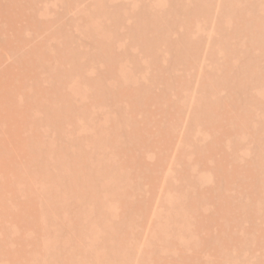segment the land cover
Returning a JSON list of instances; mask_svg holds the SVG:
<instances>
[{"label":"rangeland","instance_id":"rangeland-1","mask_svg":"<svg viewBox=\"0 0 264 264\" xmlns=\"http://www.w3.org/2000/svg\"><path fill=\"white\" fill-rule=\"evenodd\" d=\"M246 20L264 29V0H0V75L20 79L9 91L17 123L0 114V264H155L156 253L181 254V264H264L251 233L264 231V30ZM135 87L143 101L133 105L124 91ZM241 109L250 110L246 129ZM135 130L143 137L131 144ZM219 154L252 179L217 177ZM128 186L135 211L112 200ZM225 192L240 216L217 251L216 224L192 236L185 218L210 216V195ZM102 202L115 256L98 263ZM82 208L92 232L79 249Z\"/></svg>","mask_w":264,"mask_h":264},{"label":"bare ground","instance_id":"bare-ground-1","mask_svg":"<svg viewBox=\"0 0 264 264\" xmlns=\"http://www.w3.org/2000/svg\"><path fill=\"white\" fill-rule=\"evenodd\" d=\"M197 7V6H196ZM8 13V12H7ZM235 13V12H234ZM9 14V13H8ZM195 14V13H194ZM15 16V15H14ZM10 17V16H9ZM152 19V18H151ZM153 21H156L155 18L152 19ZM259 20V19H257ZM13 21V20H12ZM140 21V20H139ZM230 21V18H228L226 20V22L228 23ZM244 23H247L249 28H256L258 30H260L261 32V29H263V26L260 25L258 23V21H255L254 23L250 22V20H246ZM91 25H89L88 27L86 26L85 28H92ZM94 27V26H93ZM264 30V29H263ZM97 34V33H96ZM95 41L96 42H100L98 39L95 38ZM190 41V40H189ZM194 41V40H193ZM193 41L191 43H193ZM260 45H264V42L261 43ZM11 46V45H10ZM102 47V46H101ZM197 47V45H196ZM4 48V47H3ZM213 48V47H212ZM214 49V48H213ZM223 50V49H222ZM215 51V50H214ZM213 53V51H212ZM108 57H111V55H109ZM111 59V58H110ZM109 61V60H108ZM110 64H112V69L115 70V63L113 62V60L111 59L110 60ZM24 67V66H23ZM27 69V68H26ZM255 72V71H253ZM9 73V70L4 72L3 74L0 75V114L2 115V117H4L5 119H7L8 121H12L14 124L17 123V120L19 118V112H17L18 110V106H17V102L14 101V99H12L11 95L9 94V91H12L11 89V86L13 84V82H15L16 80L18 81L19 83V78L17 76H15L14 78L10 76H8L7 74ZM13 73V71H12ZM113 74V73H112ZM253 74V73H252ZM256 74V73H255ZM217 78V77H215ZM220 78V76H219ZM227 79V78H226ZM250 80V79H249ZM246 83V82H245ZM230 84V83H229ZM14 85V84H13ZM122 86V85H121ZM121 88V87H120ZM17 89V88H16ZM130 91V92H129ZM119 92H120V89H119ZM125 94H124V97L128 99L127 102H129L130 104H132L134 101H132V99L134 98L135 99V102L136 103H133V105H136L138 103V100L140 101H143L141 99V95L143 93V91L138 88V87H135L134 89H130V90H126L124 91ZM74 93V92H73ZM14 95V94H12ZM2 97H4V99L6 98L5 101H2ZM253 98V97H252ZM251 98V99H252ZM256 99V98H255ZM257 100H260V99H257ZM209 101V100H208ZM3 102L5 103V105L3 104ZM212 104H209L208 103H205V105H208L206 107H208V112L213 114V115H216L218 113V111L221 109H219V106L220 104H216V102H212L210 101ZM218 103V102H217ZM72 104V103H71ZM204 105V106H205ZM245 105V104H244ZM240 106V105H239ZM226 107V106H225ZM224 107V110H221V111H226V108ZM248 108V107H247ZM23 109V108H22ZM134 109V108H133ZM138 109V108H137ZM125 110V109H124ZM199 110V109H198ZM242 110V109H241ZM219 112V114H223V112ZM243 111V110H242ZM253 111V110H251ZM126 112V110H125ZM225 113V112H224ZM239 113V112H238ZM236 113L235 116H237L238 118V121H239V124H241V127L243 129H246L247 127V122H248V119L250 117V110H246V111H243L242 113ZM149 114V113H148ZM238 114V115H237ZM127 115V114H126ZM228 117V116H227ZM127 118V116H126ZM69 119V118H68ZM114 120V119H113ZM128 120V118H127ZM157 120V119H156ZM21 121V120H20ZM27 122V121H26ZM117 123V122H116ZM3 124V123H2ZM213 124V126L215 127L214 123H211ZM249 124V123H248ZM118 125V124H117ZM129 125V124H128ZM143 125V124H142ZM27 126V125H26ZM137 126V125H136ZM139 128V127H137ZM242 129V130H243ZM129 130V129H128ZM133 130V129H132ZM227 131V130H226ZM131 132V131H130ZM140 131L138 130H135V131H132L131 132V135L128 136L129 139H130V142L131 144H136V143H139L141 138L140 136ZM223 134L222 135H225V130L222 132ZM10 134H13L12 132H10ZM227 134V133H226ZM214 135V134H213ZM220 136H222L221 134H218ZM102 136V135H101ZM212 137V136H211ZM261 137H263V140L262 142H264V133H261ZM99 138V137H98ZM101 138V137H100ZM99 138V140H100ZM117 140V139H116ZM120 140V138H119ZM143 140V139H142ZM219 140V138L216 139V141ZM9 142V141H8ZM96 142V141H95ZM129 142V140H128ZM127 144V143H126ZM154 144V143H153ZM129 145V144H128ZM145 145V144H144ZM216 144L212 143L210 148H209V152L211 153L213 150H214V147H215ZM140 146V145H139ZM103 147V146H102ZM145 147V146H144ZM260 154H261V157L260 159L258 160L259 162V170H260V174L262 175L261 177L264 178L263 176V171H264V143H263V146L260 150ZM211 155V154H210ZM214 155V154H212ZM127 158L126 160L128 161V163H132L130 165H128L129 167H133L134 165H136L137 163V160L135 158V156H133L132 152L131 153H128L127 155ZM208 156V155H207ZM227 157V155L225 156V154H219V157L217 158L216 160V166H215V169H219V173H218V176L217 177H220V178H224L228 183L234 179H238V183H239V180H243L244 177H245V180L246 182L249 181L248 178L252 179L251 175H252V172L249 171L248 172V177L246 175H244L242 172L239 171V166L237 164H235V162L231 163L230 165V168L226 167L225 165V158ZM71 159V158H70ZM228 159V158H227ZM120 162V161H119ZM142 163V162H141ZM101 169V168H100ZM97 171V170H96ZM109 171V170H108ZM106 169H104V171H102L101 173H109ZM95 172V171H94ZM244 172V171H243ZM106 173V174H107ZM247 173V172H246ZM99 174V173H98ZM105 174V175H106ZM93 175L94 177L93 178H96L97 179V174H91ZM90 175V176H91ZM103 175V174H101ZM120 175V174H119ZM104 177V176H102ZM101 179V178H100ZM107 179V177H106ZM109 179V178H108ZM103 180V179H102ZM111 181V180H110ZM114 182V181H112ZM102 183V182H101ZM100 183V184H101ZM241 183V182H240ZM249 183V182H248ZM264 184V180L262 182ZM146 184V183H145ZM234 184V183H233ZM110 185V184H109ZM151 187V186H150ZM153 187V186H152ZM128 189V190H127ZM262 189V188H261ZM263 192V191H262ZM118 196L117 198H112V200L116 203L117 207H119V210L120 208H122V210H126V208L131 209L132 211H135L137 208H138V205H134L133 204V201H131L128 196H129V186L127 188H125L124 190V193H121V192H117ZM261 194V193H260ZM263 195H264V192H263ZM262 195V196H263ZM171 196V195H170ZM202 196V194H201ZM202 197H205V195H203ZM257 197V196H256ZM207 198V197H206ZM74 199V198H73ZM210 199L213 201L214 203V208H213V213L210 215V216H207V215H203V214H196L193 218L191 215H186V220L187 222H189L190 224V232L192 234V236H194V234L196 235L195 231L197 230L198 232H201V231H204V232H207V230L210 228V224L212 222H214V224H216V229H217V232L218 234H214V240H213V248L216 249L217 251H219L220 249H224L225 245L227 244V242H229L232 238V233L231 232H228L227 229L229 228V226H231L233 224L234 221H236L240 214L236 213L235 209L232 207L231 203V195L230 193L228 192H225L222 196L220 197H217L214 199V196L213 195H210ZM262 199V198H261ZM111 200V202H112ZM260 200V199H259ZM252 201V200H251ZM255 201V200H254ZM76 202V201H75ZM203 202V201H202ZM180 203V202H179ZM244 203V202H243ZM244 205V204H242ZM101 206V209H99V214H101V216L98 218V222L96 221V224H99V229L97 228V230L101 231V234L100 236L92 242V247H94L92 250L94 249H102V250H99V255L100 256H97L96 257V260L98 261V263L102 262L103 259L105 260L106 262V258H108V254H111V255H114L115 256V251H114V248H113V245L112 243H114V237L116 235V229H114V227L112 226V224H110L108 221H107V217L105 216L106 212L104 211V206H103V202L100 204ZM108 206V205H107ZM176 206V205H175ZM179 207V205H177ZM260 206V205H259ZM84 207V206H82ZM195 207V206H194ZM201 207V206H200ZM262 209H264V203H262V205L260 206ZM232 208V209H231ZM256 208V207H255ZM260 208V209H261ZM240 209V208H239ZM190 210V209H189ZM118 210H115V213L117 212ZM194 211V210H193ZM196 211H197V208H196ZM184 212V211H183ZM189 212V211H188ZM261 212V211H260ZM123 213V212H122ZM195 213V212H194ZM90 212L86 211V208H82L80 210V215H81V218H79L78 220H76V225H77V228H78V236H77V241H76V244L77 246L79 247V249H81V246L83 244V240L85 238V233H90L92 231H88V228L86 227L87 226V221L89 220L90 218ZM178 214V212L176 213ZM255 214V213H254ZM258 214V213H257ZM122 215V214H121ZM247 218V216H244ZM167 218V217H166ZM192 219V220H191ZM167 220V219H166ZM181 221V219H175L174 222L176 224H179V222ZM239 221V220H238ZM166 222V221H165ZM183 222V221H182ZM158 223V222H157ZM162 223V222H161ZM91 225V224H90ZM239 225V224H238ZM237 225V226H238ZM115 226V225H114ZM180 225H178L179 227ZM187 226V225H186ZM61 227V226H60ZM58 227V228H60ZM185 227V226H184ZM54 228V227H53ZM56 228V227H55ZM92 228V227H91ZM91 228H89V230H91ZM116 228V226H115ZM177 227H175L176 229ZM188 228V227H187ZM174 229V228H173ZM180 229V228H179ZM57 230V229H56ZM186 230V229H185ZM254 230V229H253ZM88 231V232H87ZM161 231V233L164 231L161 230V228H157L155 230V232H159ZM174 231H177V230H174ZM181 231V230H180ZM95 232V230H94ZM154 232V231H153ZM179 232V231H178ZM189 232V233H190ZM194 234H193V233ZM211 232V231H210ZM214 232V231H213ZM251 233H253L255 235V240L257 242H259V244L261 243H264V231L263 230H260V229H255L254 231H252ZM96 234V233H95ZM178 234V233H177ZM181 234H182V231H181ZM176 235V233L174 234ZM180 235V234H179ZM187 237H188V234H186ZM205 237L203 239V242L207 240V238H209V235L210 234H204ZM88 236V235H87ZM163 237V234L161 236V238ZM167 237V236H166ZM125 238V237H124ZM165 238V237H164ZM162 238V239H164ZM171 238H172V235H171ZM101 241V244L103 245H98V241ZM169 239V238H168ZM168 244L169 246H173V248L176 250L178 248V244H177V241L172 239V242H170L171 240H168ZM176 241V242H175ZM181 241L183 242L184 239L181 238ZM186 241V239H185ZM88 242V241H87ZM208 242V241H207ZM167 243V242H166ZM163 246V245H162ZM165 246V245H164ZM85 247V246H84ZM112 248V251L110 252V248ZM168 247V246H166ZM156 248V247H155ZM181 249V248H180ZM179 249V250H180ZM91 250V249H90ZM85 252H89V248H85V250H83ZM152 251V249H151ZM153 251L155 252V249H153ZM177 251V250H176ZM78 252V251H77ZM83 253L82 252V255H84L83 257V260L88 263V262H91L92 261V254L90 253ZM169 254V253H168ZM168 254H165V255H161L159 256L157 253L154 257V262L155 264H181V259L183 258L181 254H173V255H168ZM174 256V257H173ZM181 258V259H180ZM193 259V257L191 258H184V262H187L190 263L191 260ZM112 261V260H111ZM94 263V262H93ZM217 264V263H216Z\"/></svg>","mask_w":264,"mask_h":264}]
</instances>
